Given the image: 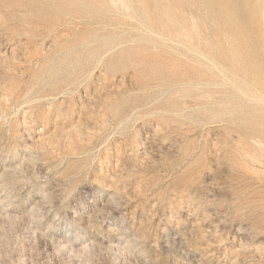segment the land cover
Masks as SVG:
<instances>
[{
	"label": "rangeland",
	"instance_id": "rangeland-1",
	"mask_svg": "<svg viewBox=\"0 0 264 264\" xmlns=\"http://www.w3.org/2000/svg\"><path fill=\"white\" fill-rule=\"evenodd\" d=\"M111 1L0 0V264H264V0Z\"/></svg>",
	"mask_w": 264,
	"mask_h": 264
},
{
	"label": "bare ground",
	"instance_id": "bare-ground-1",
	"mask_svg": "<svg viewBox=\"0 0 264 264\" xmlns=\"http://www.w3.org/2000/svg\"><path fill=\"white\" fill-rule=\"evenodd\" d=\"M91 1V0H90ZM111 1V0H110ZM127 1V0H126ZM60 2V1H59ZM111 2H113V0L111 1ZM115 2H116V0H115ZM117 2H118V0H117ZM124 2H125V0H124ZM139 2H141V1H139ZM64 3V2H63ZM122 3H123V1H122ZM121 3V4H122ZM159 3V2H158ZM258 3V2H257ZM67 4V3H66ZM109 4H112V3H109ZM117 4V3H116ZM120 3L118 4L119 6L121 5ZM165 4V3H164ZM68 5V4H67ZM71 5V4H70ZM112 5H114V3L112 4ZM123 6V5H122ZM124 6H126V4L124 5ZM128 6V5H127ZM126 6V7H127ZM121 7V6H120ZM126 7H124V8H126ZM163 7H165V5L163 6ZM123 8V7H122ZM166 8V7H165ZM121 9V8H120ZM127 9V8H126ZM144 10V9H143ZM164 11V10H163ZM164 12H166V11H164ZM263 14V13H262ZM264 16V15H263ZM262 17V16H261ZM261 19V18H260ZM197 20V19H196ZM263 20H264V18H263ZM261 22H263V21H261ZM166 25V24H165ZM163 27V26H162ZM169 27V26H168ZM173 27H175L174 25H173ZM192 28H193V26H192ZM194 29V28H193ZM182 31V30H181ZM186 31V30H185ZM193 32V31H192ZM189 34V33H188ZM200 34V33H199Z\"/></svg>",
	"mask_w": 264,
	"mask_h": 264
}]
</instances>
